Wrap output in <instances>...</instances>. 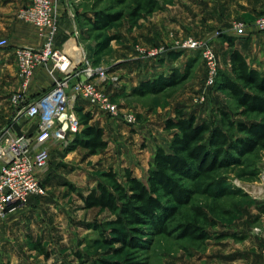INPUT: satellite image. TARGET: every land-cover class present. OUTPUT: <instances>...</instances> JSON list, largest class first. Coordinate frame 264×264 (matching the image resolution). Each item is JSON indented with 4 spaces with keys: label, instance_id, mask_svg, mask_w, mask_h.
<instances>
[{
    "label": "rangeland",
    "instance_id": "374dc122",
    "mask_svg": "<svg viewBox=\"0 0 264 264\" xmlns=\"http://www.w3.org/2000/svg\"><path fill=\"white\" fill-rule=\"evenodd\" d=\"M54 2L58 18L55 46H62L59 49L70 56L77 71H95L90 79L104 75L102 89L118 111L112 116L92 108L86 110L92 118L89 125L104 131L106 148L94 154L75 146V140L49 144L46 169L37 175L41 194L31 196L24 208L0 215V262L78 264V254L86 264L122 263L130 258L137 264L263 263L264 152L247 155L240 164L216 170L194 182L185 181L194 191L190 205L206 211L212 222L199 223L210 236L204 241L178 238L177 226L191 217L190 207L185 206L170 224L175 230L170 237L143 235L145 246L126 248L115 255L120 244L103 242L111 239L115 216L107 210L85 209L79 195H86L99 182L109 185L102 176L108 170L121 183L126 169L145 181L156 147L166 149L171 139V133L162 125L174 118L177 110L193 116L197 123L220 125L218 109L228 111L235 121L242 120L235 116V103L226 92H216L213 86L205 85V66L199 52L176 46L188 38L204 42L216 55L218 71L229 72L231 49L223 36L232 37L233 23L249 24L264 16V12L248 16L254 17L251 20L235 21L248 17L233 14L238 9L232 0ZM26 7L18 8L13 17L33 26L19 17V11ZM100 12L118 19L102 29L95 28L91 21ZM238 36L249 43L253 39L243 49L249 56L254 49L253 61L257 62V71L264 74V32L245 31ZM72 49L79 51L75 59L70 55ZM188 63L191 68L184 81L161 87L156 93L148 91L150 88L145 85L169 77L173 71L183 73ZM17 75L13 57L7 65L0 62V99L4 98L5 104L10 105L11 95L19 92ZM47 79L51 85L48 74ZM32 83L25 91V103L45 91L43 88L29 94ZM141 86L144 94H136L134 90ZM5 108L0 106V130L11 123L13 115L11 105ZM77 118L80 132L83 120L78 115ZM41 247L47 257L40 252Z\"/></svg>",
    "mask_w": 264,
    "mask_h": 264
},
{
    "label": "trees",
    "instance_id": "16d2710c",
    "mask_svg": "<svg viewBox=\"0 0 264 264\" xmlns=\"http://www.w3.org/2000/svg\"><path fill=\"white\" fill-rule=\"evenodd\" d=\"M115 19L118 16L100 12L95 13L91 23L102 29ZM223 39L231 48L229 72L218 71L213 88L230 96L237 110L235 116L242 120L235 121L228 111L218 109L220 125H210L197 123L193 116H185L177 110L174 118L163 123V129L171 133V139L166 149L156 147L145 181L126 169L121 183L116 174L108 170L102 176L109 185L99 182L86 195H79L85 209L107 210L115 216L111 223V239L103 240L106 245L120 244V248L114 250L115 255L122 254L126 248L145 246L143 235L170 237L175 232L170 224L185 206L190 207L191 217L177 226L178 238L208 239L209 234L199 223L211 225L212 222L206 211L190 205L194 191L185 185V181L194 182L216 170L240 164L247 155L264 152V74L250 66L246 57L234 48L232 37L223 36ZM190 68L188 63L183 73L173 71L169 77H160L145 86H149L151 93L164 86H175L187 78ZM142 86L134 92L144 94ZM75 112L83 120V129L74 138L75 146L91 154L106 148L103 129L89 125L91 115L79 103ZM39 250L47 257L45 249L41 247ZM77 256L78 264H86ZM102 264L137 263L130 258L122 263Z\"/></svg>",
    "mask_w": 264,
    "mask_h": 264
},
{
    "label": "built area",
    "instance_id": "2783aa9c",
    "mask_svg": "<svg viewBox=\"0 0 264 264\" xmlns=\"http://www.w3.org/2000/svg\"><path fill=\"white\" fill-rule=\"evenodd\" d=\"M56 10L54 0H31L19 11V17L38 30L42 44L37 49L16 47L13 50L20 88L10 97L11 123L0 130V215L24 207L31 196L41 194L37 175L46 169L48 146L51 142L67 144L74 140L80 128L75 112L79 102L112 116L118 111L110 95L102 89L104 75H96L93 82L90 77L95 71H77L70 56L55 46ZM230 31L235 35L245 31L264 32V16L249 24L235 22ZM6 45L5 40H0V48ZM176 47L199 52L205 66V85L214 86L219 66L213 49L192 38L180 41ZM39 70L47 72L51 86L25 103V91Z\"/></svg>",
    "mask_w": 264,
    "mask_h": 264
},
{
    "label": "crops",
    "instance_id": "0c3cea01",
    "mask_svg": "<svg viewBox=\"0 0 264 264\" xmlns=\"http://www.w3.org/2000/svg\"><path fill=\"white\" fill-rule=\"evenodd\" d=\"M0 2H1L0 3V40H5L7 44L5 48L4 47L0 48L1 49L0 62L5 63V65H7L9 58L13 57V63L15 65V70H16V59L13 53L14 48L26 47V48L37 49L41 47L42 38L35 27L25 24L19 20H16L13 17V14L16 12L18 8L28 6L31 0H6V1L1 0ZM232 4L233 6L236 7V9H238V11L235 10L233 14L246 15L248 17L250 15L254 16L256 13L259 12H264V0H232ZM252 18L248 17L243 20H235V21H244V20L246 21V20H251ZM230 35L234 39V48L237 49L242 55L246 57L247 62L249 63L250 66H252L256 70H259L257 66V62L253 61L255 57L254 49L253 48L251 49L252 53L250 56L248 55V53H246V49H243L246 48L248 41H244V39H241L242 36L240 37L238 35L233 34L232 32L230 33ZM252 41L253 39H250V43ZM56 47L61 48L62 46L60 47L56 46ZM70 51L72 52L70 55H72V57L75 59L77 56L76 53L79 51L78 50L73 51V49ZM14 76H16V74H14ZM15 82L18 83L17 79ZM50 86L51 85L47 79L46 72L44 70H39L36 73L32 86L30 87L28 92L29 94H35L40 91L48 89ZM4 95L5 93L1 96ZM0 100L3 101L0 102V106L4 107V109H6L5 108L6 106H9L10 108V105L4 103L5 101L4 98ZM79 105L83 107L84 111L90 109L88 104L83 101L79 102ZM10 113L11 111H9V115ZM21 208L24 207L15 208L9 211L8 213L14 212Z\"/></svg>",
    "mask_w": 264,
    "mask_h": 264
}]
</instances>
